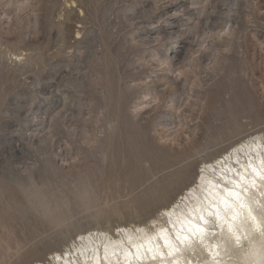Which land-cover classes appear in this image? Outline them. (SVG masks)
Segmentation results:
<instances>
[{
	"label": "rangeland",
	"instance_id": "rangeland-1",
	"mask_svg": "<svg viewBox=\"0 0 264 264\" xmlns=\"http://www.w3.org/2000/svg\"><path fill=\"white\" fill-rule=\"evenodd\" d=\"M220 2L0 0V264L150 226L264 136V0Z\"/></svg>",
	"mask_w": 264,
	"mask_h": 264
},
{
	"label": "bare ground",
	"instance_id": "bare-ground-1",
	"mask_svg": "<svg viewBox=\"0 0 264 264\" xmlns=\"http://www.w3.org/2000/svg\"><path fill=\"white\" fill-rule=\"evenodd\" d=\"M231 1L221 0L220 11L223 6L227 8L226 5L229 6L226 10L230 11ZM263 140L264 136L259 134L255 140L242 141L231 152L204 164L195 183L180 201L165 208L150 226H122L118 235L101 231L83 233L75 240L73 248L67 250L66 256L55 252L53 258H57L58 264H139V260H150L152 256L155 260L143 264H264V236L248 217L246 209H235L240 215L233 220L234 210L226 209L223 204L225 199L236 203V197L229 195L228 190L239 193L240 200L252 209L260 229L264 230ZM253 152L255 155L244 158ZM253 167L259 172V178L252 173ZM239 176L249 182L246 187L245 184L242 186L247 194L234 183L242 184ZM217 209L223 219L206 216V213L214 215ZM199 216H203L208 224L203 225ZM229 224L232 225L231 230ZM193 225L206 231L197 235ZM186 229L195 236L189 237ZM174 234L180 241H176ZM183 236L188 237L187 241ZM237 236L239 242L236 241ZM209 249L217 253L215 258L209 255ZM37 264L44 263L39 261Z\"/></svg>",
	"mask_w": 264,
	"mask_h": 264
},
{
	"label": "snow or ice",
	"instance_id": "snow-or-ice-1",
	"mask_svg": "<svg viewBox=\"0 0 264 264\" xmlns=\"http://www.w3.org/2000/svg\"><path fill=\"white\" fill-rule=\"evenodd\" d=\"M252 171H253V173H256L257 175H259V173L257 172V169L255 167L252 168ZM241 179H243V177H241ZM252 184H253V187H254L255 186V182L253 181ZM228 191H229V195L236 197V203L235 204L230 203L227 199H225L223 201L224 207L226 209H233L234 210V214L232 216V219L235 220L237 218V216L240 215L239 211H235V209H246L248 217L256 225V228H257L258 231H260L261 236H264V230L260 229V226H259V224L256 221V217L252 214V209L247 204H245L243 201L240 200L239 193H236V192L231 191V190H228ZM262 210H264V206H262ZM210 215H211V213H210ZM215 215H216L217 219H223L220 216L219 209H217ZM200 219L204 222V224L208 223V221L204 220L203 216H201ZM193 227L196 228L197 233H200V234H203L206 231L205 228L200 227L198 225H193ZM231 229H232V225L229 224V230H231ZM183 239L187 240L188 237L185 236ZM239 239H240L239 236H237L236 237V241L239 242ZM165 243L167 244L168 241L166 240ZM169 247L171 248L170 244H169ZM208 251H209V255H211V256H213V258H215L217 253L214 252L211 249H209Z\"/></svg>",
	"mask_w": 264,
	"mask_h": 264
}]
</instances>
